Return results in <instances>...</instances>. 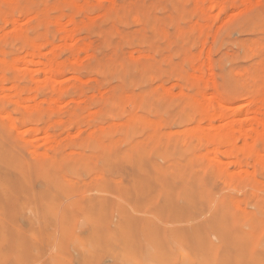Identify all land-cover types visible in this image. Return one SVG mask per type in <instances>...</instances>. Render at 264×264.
Wrapping results in <instances>:
<instances>
[{
    "label": "rangeland",
    "instance_id": "1",
    "mask_svg": "<svg viewBox=\"0 0 264 264\" xmlns=\"http://www.w3.org/2000/svg\"><path fill=\"white\" fill-rule=\"evenodd\" d=\"M0 264H264V0H0Z\"/></svg>",
    "mask_w": 264,
    "mask_h": 264
},
{
    "label": "bare ground",
    "instance_id": "2",
    "mask_svg": "<svg viewBox=\"0 0 264 264\" xmlns=\"http://www.w3.org/2000/svg\"><path fill=\"white\" fill-rule=\"evenodd\" d=\"M173 152H174V151H173ZM175 152H176V151H175ZM102 155H105V153L102 154ZM105 156H106V155H105ZM105 156H104V157H105ZM102 157H103V156H102ZM100 159H101V158H100ZM104 159H105V158H104ZM109 160H111V159H108V161H109ZM100 161H101V160H100ZM100 161H99V162H100ZM102 162L105 163L103 160H102ZM106 163H107V162H106Z\"/></svg>",
    "mask_w": 264,
    "mask_h": 264
}]
</instances>
